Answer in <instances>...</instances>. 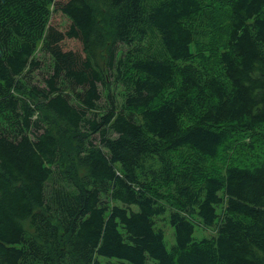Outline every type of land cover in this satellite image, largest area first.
Masks as SVG:
<instances>
[{
    "label": "trees",
    "instance_id": "1",
    "mask_svg": "<svg viewBox=\"0 0 264 264\" xmlns=\"http://www.w3.org/2000/svg\"><path fill=\"white\" fill-rule=\"evenodd\" d=\"M0 264H264V0H0Z\"/></svg>",
    "mask_w": 264,
    "mask_h": 264
},
{
    "label": "rangeland",
    "instance_id": "2",
    "mask_svg": "<svg viewBox=\"0 0 264 264\" xmlns=\"http://www.w3.org/2000/svg\"><path fill=\"white\" fill-rule=\"evenodd\" d=\"M54 21V23H60L62 22L61 17H54L52 22ZM37 58L39 60H41L42 62V66L41 68L36 71V73L34 74V82L40 86H44V78L47 77L48 75H50L53 71V62L52 59L50 58L49 55L43 53L42 51H39L37 53ZM116 93L118 94L119 91H116ZM106 101H104L105 103ZM158 226L161 227L165 233H166V242H167V246L168 248H171V246L175 243V235H174V229L168 224V222L166 221L165 218L163 219H159L158 220ZM215 229H210V230H204L202 228H200L199 226H197V231L195 233V238L197 240H201L203 238H209L213 235H215Z\"/></svg>",
    "mask_w": 264,
    "mask_h": 264
}]
</instances>
